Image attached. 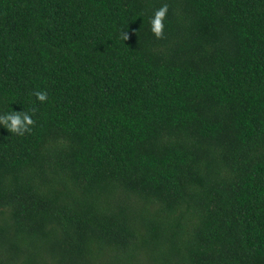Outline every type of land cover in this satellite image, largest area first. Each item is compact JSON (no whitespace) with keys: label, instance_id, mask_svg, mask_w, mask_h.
I'll return each mask as SVG.
<instances>
[{"label":"trees","instance_id":"trees-1","mask_svg":"<svg viewBox=\"0 0 264 264\" xmlns=\"http://www.w3.org/2000/svg\"><path fill=\"white\" fill-rule=\"evenodd\" d=\"M12 111L0 264H264V0H0Z\"/></svg>","mask_w":264,"mask_h":264},{"label":"clouds","instance_id":"clouds-1","mask_svg":"<svg viewBox=\"0 0 264 264\" xmlns=\"http://www.w3.org/2000/svg\"><path fill=\"white\" fill-rule=\"evenodd\" d=\"M167 12L168 5L165 3L160 8L155 10L153 17L150 18V31L153 33L156 39L164 38V20L166 18ZM120 37L124 41L129 39L126 31H121ZM33 95L40 102H45L48 98L46 91H37L34 92ZM34 111L35 110L33 109V112ZM34 124L35 121L27 112L12 111L10 113L0 115V125H3L9 132L19 136H23L25 133H30Z\"/></svg>","mask_w":264,"mask_h":264}]
</instances>
